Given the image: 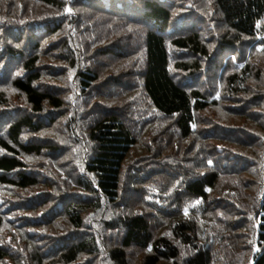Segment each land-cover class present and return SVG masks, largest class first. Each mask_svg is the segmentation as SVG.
I'll list each match as a JSON object with an SVG mask.
<instances>
[{"label":"trees","instance_id":"obj_1","mask_svg":"<svg viewBox=\"0 0 264 264\" xmlns=\"http://www.w3.org/2000/svg\"><path fill=\"white\" fill-rule=\"evenodd\" d=\"M0 264H264V0H0Z\"/></svg>","mask_w":264,"mask_h":264},{"label":"snow or ice","instance_id":"obj_2","mask_svg":"<svg viewBox=\"0 0 264 264\" xmlns=\"http://www.w3.org/2000/svg\"><path fill=\"white\" fill-rule=\"evenodd\" d=\"M67 11H68V12H72V9H71V8H68ZM208 163L211 164L212 162L209 161ZM209 191H210V189H209ZM197 203H199V201H197ZM187 214H188V210L185 209V215H187ZM147 251H151V248L149 247V248L147 249Z\"/></svg>","mask_w":264,"mask_h":264},{"label":"rangeland","instance_id":"obj_3","mask_svg":"<svg viewBox=\"0 0 264 264\" xmlns=\"http://www.w3.org/2000/svg\"><path fill=\"white\" fill-rule=\"evenodd\" d=\"M217 111V110H216ZM225 118H228V120H229V123L228 124H231L232 123V121L230 120V117L228 116V115H225ZM231 121V122H230Z\"/></svg>","mask_w":264,"mask_h":264}]
</instances>
